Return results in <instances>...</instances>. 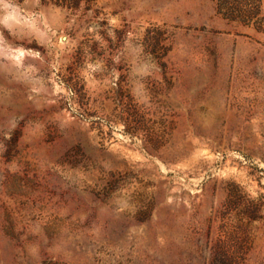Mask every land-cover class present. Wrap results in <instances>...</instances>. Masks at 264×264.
Returning a JSON list of instances; mask_svg holds the SVG:
<instances>
[{
    "label": "rangeland",
    "instance_id": "374dc122",
    "mask_svg": "<svg viewBox=\"0 0 264 264\" xmlns=\"http://www.w3.org/2000/svg\"><path fill=\"white\" fill-rule=\"evenodd\" d=\"M0 264H264V0H0Z\"/></svg>",
    "mask_w": 264,
    "mask_h": 264
}]
</instances>
